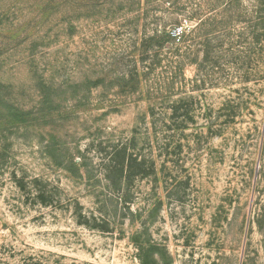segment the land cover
<instances>
[{
  "label": "rangeland",
  "instance_id": "rangeland-1",
  "mask_svg": "<svg viewBox=\"0 0 264 264\" xmlns=\"http://www.w3.org/2000/svg\"><path fill=\"white\" fill-rule=\"evenodd\" d=\"M172 14L184 35L142 62ZM134 64V92L112 83ZM0 82V264H264V0H0ZM53 83L62 120H8L7 105L35 117ZM133 136L156 174L127 208L101 163Z\"/></svg>",
  "mask_w": 264,
  "mask_h": 264
},
{
  "label": "trees",
  "instance_id": "trees-1",
  "mask_svg": "<svg viewBox=\"0 0 264 264\" xmlns=\"http://www.w3.org/2000/svg\"><path fill=\"white\" fill-rule=\"evenodd\" d=\"M170 4L174 3L171 2ZM179 24L180 19L176 14H172L168 19L163 21L159 19L158 21L156 20L153 22L150 31L145 32L141 39L140 60L142 62H146V60L151 58L149 60L154 63L159 57L160 52H163L166 48H174L177 45V39L184 35V32L177 31L176 29ZM135 66L136 65L134 64L126 79V75L119 74L112 79V83H116L122 87L127 85L129 91L134 92L138 88L139 79L137 77V70L135 69ZM99 82H102L99 77L92 79V81H86V90L88 85ZM82 86V81H80V89ZM67 87L68 85H55V83L43 85L41 106L36 109L35 117H32L31 114L27 115L26 112L20 110L14 105H7L10 114L8 120L20 119L25 121L36 119L37 122H42L44 124L62 120L66 112L63 110L65 109V98L62 97V94L65 92ZM4 92L5 86L0 82V101L3 99ZM83 97L84 95H80V102ZM169 108L171 109L172 115H174L179 109L178 103L173 102ZM183 115L185 117L187 113L185 112ZM51 137L55 138V135H51ZM135 140V136H133L127 143L114 145L107 153V156L102 159L101 163L104 180L112 184L114 191L116 190L119 194L120 203L127 208L131 202L132 193H129V190L133 185V182L137 178H144L156 174L154 161L152 159H146L144 156H140L139 153L136 152ZM46 152H48L50 157L54 159L57 164L62 165L73 174H78L75 173L77 165L71 162L72 159L68 155V150L64 147V145H61L60 143L58 144L52 140L47 143ZM15 180L21 190L26 189V184L23 179L15 177ZM32 184L35 191L34 198L37 202L43 205L53 203L54 195L48 190L47 185H45L41 179L35 177L32 180ZM95 196L98 195L95 194ZM76 214L79 224L92 226L89 223L90 221L81 215L80 211L77 210Z\"/></svg>",
  "mask_w": 264,
  "mask_h": 264
}]
</instances>
